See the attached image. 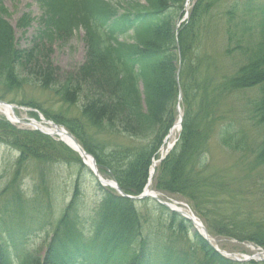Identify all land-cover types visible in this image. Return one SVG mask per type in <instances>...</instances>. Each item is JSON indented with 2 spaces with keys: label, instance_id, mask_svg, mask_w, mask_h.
I'll use <instances>...</instances> for the list:
<instances>
[{
  "label": "trees",
  "instance_id": "obj_1",
  "mask_svg": "<svg viewBox=\"0 0 264 264\" xmlns=\"http://www.w3.org/2000/svg\"><path fill=\"white\" fill-rule=\"evenodd\" d=\"M186 1L145 0V6L135 1L123 4L121 0H116V4L103 0H40L44 29L36 39L54 37L62 41L70 37L76 27L86 31L88 61L75 74L67 73L64 78L58 77L60 69L50 62L51 51L43 43L20 50L15 32L0 15V85L9 90L21 89L27 80L25 73L28 76L34 73L37 82L60 95L65 104L76 105L84 100L85 122L80 123L81 126L76 127V121L68 117H51L66 126L85 150L96 157L101 174L114 177L123 191L135 196L146 187L152 160L158 157L157 152L176 122L179 93L176 75L181 56L185 109L182 133L175 149L157 168L153 186L167 196L185 199L200 218L210 219L203 202L209 198L207 191L203 192L208 188L203 176L205 167L200 165L212 133L209 116L220 96L264 85V3L257 6L259 0H249L240 9L244 19H253L254 13H260L258 35L252 48L245 49L247 45L244 47L243 42V36L252 30L250 20H243V27L235 22L240 12L237 6L227 13V25H222L227 52L239 50L247 63L240 64L232 76H220L217 87V75H208L212 64L210 56L200 49L202 40L216 33V25L206 23V18L216 12L223 0H198L191 8L189 19L178 28L186 14ZM0 9L4 10L2 0ZM20 20L21 28L30 27L34 21L31 15ZM130 32L134 43L122 41ZM141 83L144 99L139 90ZM262 95L257 105L260 122H264V89ZM28 105L41 110L36 103ZM101 128L124 132L131 138L147 135L152 141L113 148L107 153L105 146L94 145L88 135L90 129ZM0 144L19 151L17 164L20 167L30 159L79 166L75 191L64 209L46 257L42 260L18 246V241L14 242L13 249L0 240V264H237L222 258L197 234L199 247L192 253L182 256L172 247L156 248L143 233L137 202L121 198L99 184L94 187L100 195L97 214L91 219V230L83 231L86 201L82 178L90 174L81 157L61 142L37 131H21L1 117ZM259 160L264 162V143ZM197 168H200L199 178L194 177ZM13 182L16 185L15 180ZM13 198L18 207L13 213L17 218L22 215L20 208H24L25 203L19 190ZM157 207L171 219V231L176 224L181 232L189 229L188 221L165 207ZM1 225L3 229L5 225ZM230 225L232 227L223 223L217 233L264 246V225L253 217L241 222L233 219ZM14 238L19 240L20 236Z\"/></svg>",
  "mask_w": 264,
  "mask_h": 264
},
{
  "label": "rangeland",
  "instance_id": "obj_2",
  "mask_svg": "<svg viewBox=\"0 0 264 264\" xmlns=\"http://www.w3.org/2000/svg\"><path fill=\"white\" fill-rule=\"evenodd\" d=\"M129 0H126L127 3ZM137 1V0H132ZM141 4H144V0H138ZM191 4L189 11L198 0H190ZM248 0H223L216 8V12L211 13L206 18V23L209 25H216V33L210 39H203L201 42V52H208L212 54L210 56L211 61H217L219 69L221 71L230 69L231 71L240 63L237 58L240 57V53L229 55L227 52L228 43L224 32H222V25L226 20V12L233 8L235 2L238 4H244ZM259 0L257 3H259ZM40 0H3V6L7 10L6 12L0 9V15L11 25L15 32L16 42L19 49H31L36 44L35 38L39 35V30L44 27L42 20L40 19L43 11L40 8ZM217 10L219 11L217 14ZM36 19L30 27L21 28L20 19L24 15H30ZM84 28L76 27L72 32V35L64 37V40H58L54 37L48 39L43 38V44L48 48L51 53L50 62L60 69L58 77L64 78L67 73L75 74L87 60V41ZM248 36L243 38V42L247 41ZM40 40V41H42ZM253 41V40H252ZM256 41V38H255ZM237 60V61H236ZM215 69L212 68L211 72L214 73ZM229 71V70H228ZM26 82H24L21 89H13L12 91L6 89L4 85H0V96H6L9 100L16 99L22 103H36L44 110V114L50 113L52 115H59L64 118H71L76 121V127L80 123L85 122L83 118L82 109L84 106V100L78 101L77 105L65 104L60 98L61 96L54 93L52 90L45 89L37 82V77L33 73L29 76L27 73ZM139 90L144 93L143 87L140 86ZM258 100V93L256 90H249L248 92H241L238 95H232L230 99L222 106H220V115L229 116L231 122V130L229 137H232L233 141L230 147H224L219 140V133L221 128L226 127V124H218L215 128V134L210 139L208 144V153L206 154V165L204 178L208 184V194L213 202L207 205L209 212L210 223L216 221L219 223L225 222L229 227V223L232 222L231 218L238 214L237 220L253 219L260 224L264 225V164L257 162V154L259 152V146L264 140V125H259L253 114L254 104ZM222 103V102H221ZM217 107V108H218ZM147 106L144 104V111ZM147 112V111H146ZM147 114V113H146ZM18 115L21 119H27L30 117L28 113L18 111ZM81 126V125H80ZM91 131L88 135H91L94 139V145L98 143L104 145L107 150H111L114 147H122L124 145L136 144L144 145L148 143L151 138L147 135L140 136L138 138H131L124 132H118V134H108L105 131ZM180 132V131H179ZM178 132V133H179ZM177 133V134H178ZM176 134V136H177ZM175 137L168 139V144L174 143ZM17 153L10 150L8 147L0 145V233L2 234L3 223L8 231L18 232L19 228L28 229L29 225L25 222L10 219L7 216V212L13 208V202L8 203L12 197L11 191L3 192L12 180L15 168H16ZM76 170L72 166H66V164H48L41 165L29 164L24 169L21 175V187L25 192L24 199L32 200L38 192L35 191V187H38V191L46 189L50 191V205L47 206L48 198L45 192L40 193L38 202H40L39 215H35L31 210V204L25 206L22 210L26 216V220L29 223L34 221V225L26 232L27 245L34 249L46 248L47 244V232H52L55 228V221H57L64 206L71 198L73 193L74 184L76 181ZM42 177L44 181L42 180ZM195 178L197 173H195ZM87 180H89L87 178ZM90 182V180H89ZM86 200L89 204V209L93 207L92 202L94 193L89 189L86 190ZM185 203V202H184ZM9 206V210L4 211ZM37 209L38 207L35 206ZM2 209V210H1ZM11 211V212H12ZM140 211L144 216V230L150 231L156 240H162L167 236V232L162 224L163 218L160 217L159 211L153 203L147 202L140 207ZM10 212V213H11ZM7 213V214H6ZM47 214V218L43 222L44 224L40 229H36L38 221L41 217ZM9 215V214H8ZM39 220L37 221L36 219ZM36 229V230H34ZM31 232V233H30ZM0 234V235H1ZM7 235V234H2ZM9 235V234H8ZM10 239L7 236V240ZM219 246L225 248L229 252H237L242 254V250L236 247L228 238H219ZM242 246V245H241ZM246 249V246H244ZM248 249V248H247Z\"/></svg>",
  "mask_w": 264,
  "mask_h": 264
},
{
  "label": "water",
  "instance_id": "obj_3",
  "mask_svg": "<svg viewBox=\"0 0 264 264\" xmlns=\"http://www.w3.org/2000/svg\"><path fill=\"white\" fill-rule=\"evenodd\" d=\"M0 105H5V106H9L7 103H5V102H0ZM9 107H11V108H13L12 106H9ZM41 121L42 122H38V121H34V120H32V121H30V123L29 124H27V125H29V126H31V127H33L34 129L36 128V129H38V130H40L41 132H43L38 126H41V124L43 123V124H49V125H51V126H53L55 129H56V131H58L60 134H65L66 136H69V138L71 139V141H72V144H70V143H68L67 144V146H70V147H73L76 151H78L79 153H81L83 156H87V154L85 153V151L83 150V148L81 147V146H79L77 143H76V140H75V138L73 137V136H71V135H68L64 130H61L58 126H55L53 123H51V122H48V121H45L44 119H42V117H41ZM44 133V132H43ZM46 134H48V133H46ZM49 135H51V136H53V134H49ZM119 191H120V189L118 188V187H116ZM121 192V191H120ZM147 196V194L146 195H144L143 197H136V199L137 200H140V199H142V198H144V197H146ZM135 199V200H136Z\"/></svg>",
  "mask_w": 264,
  "mask_h": 264
},
{
  "label": "bare ground",
  "instance_id": "obj_4",
  "mask_svg": "<svg viewBox=\"0 0 264 264\" xmlns=\"http://www.w3.org/2000/svg\"><path fill=\"white\" fill-rule=\"evenodd\" d=\"M0 113L6 115L7 117H9V118H11V119H15V120H17V118L14 117V114H13L12 110H11L9 107H6V106H4V105H2V106L0 105ZM17 123H20V122H17ZM46 130H47V131H50L48 128H46L45 131H46ZM177 130H178V127H176V128L173 130L172 136L175 135V134L178 132ZM51 131H52V130H51ZM61 136H62V138H64V139L66 140L67 143H68V142L71 143L69 137L65 136L64 134H61ZM176 206H177V205H176ZM173 207H175V206H173Z\"/></svg>",
  "mask_w": 264,
  "mask_h": 264
}]
</instances>
